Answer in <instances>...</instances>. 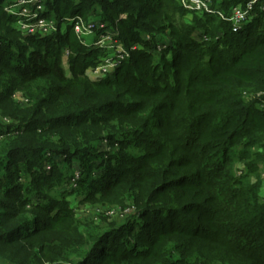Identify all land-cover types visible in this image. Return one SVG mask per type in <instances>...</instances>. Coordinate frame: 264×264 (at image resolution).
Wrapping results in <instances>:
<instances>
[{
    "label": "trees",
    "instance_id": "1",
    "mask_svg": "<svg viewBox=\"0 0 264 264\" xmlns=\"http://www.w3.org/2000/svg\"><path fill=\"white\" fill-rule=\"evenodd\" d=\"M48 8L58 9L57 21L68 11L102 15L116 41L139 48L93 81L87 70L103 51L84 45L72 25L64 34L24 36L12 16L0 17L8 34L0 31L1 261L264 264L260 180L237 177L232 155L252 157L250 173L264 162V11L237 32L221 21L211 32L217 17L187 25L178 0H49ZM167 27L175 41L158 58L157 34ZM197 27L213 39L197 41ZM75 159L83 202H109L122 216L90 234L74 226L64 195L51 197L76 179ZM42 160L53 171L36 170L37 181L25 184L22 172ZM98 164L104 171L89 181Z\"/></svg>",
    "mask_w": 264,
    "mask_h": 264
},
{
    "label": "rangeland",
    "instance_id": "2",
    "mask_svg": "<svg viewBox=\"0 0 264 264\" xmlns=\"http://www.w3.org/2000/svg\"><path fill=\"white\" fill-rule=\"evenodd\" d=\"M190 0H178V3L183 7V9L186 11L184 15L183 22L187 25L193 26V25H200L203 24V22H208V16L217 17L218 21L213 22L211 21L209 25L210 31H215L218 24L221 22L229 23L234 30L233 23L227 21V14L231 11L234 7H242L244 8L246 5L245 3H238L236 5H228L227 0H210L208 2V8L209 10L213 11V13H208L203 9L201 11L198 10H190L188 8V5ZM48 3L49 0H6L4 1V4L2 8H0V17H3L4 20L7 19V16H12L14 18V27L13 29L16 31L21 32L24 36H40V34H48V35H54L56 33L64 34L67 31H69V26L72 25L74 27V32L78 36L79 40L82 41V43L86 46L93 47L95 49H101V57L98 60L97 64L95 66H90L89 70H87V76L93 80V81H100L106 76H110L111 74L115 73V70H117L119 65H117V61L120 59L122 53H127L128 50H134L136 48H139L136 46H130V48H127L124 43L118 42L115 39L113 40L114 46L112 45H105L102 46L104 41L109 40L112 36H115L114 31L112 29H106L104 35H99L97 32V29H91L90 26L97 24L98 22H101L102 15L99 14H88L84 16H73V18H69L68 15H71V12H63L61 15L64 17L62 20L57 21L58 16V9L51 8L48 11ZM62 8L65 7V4H61ZM42 8L41 10H39ZM48 8V9H47ZM264 11V4L263 7L261 5H257L254 7L253 11L256 16L257 10ZM222 14L223 17L220 15ZM253 14V15H254ZM6 15V16H5ZM44 19L46 27L42 28L40 31L37 29L36 26L38 25V21L40 19ZM255 18V17H254ZM98 19V20H96ZM180 22V16L177 17ZM254 20V19H253ZM219 22V23H218ZM36 27V29H32L31 27ZM178 26V23H177ZM79 27V29H78ZM5 26H0V31L3 35H6L7 30H5ZM106 28V27H105ZM103 28V29H105ZM81 29V30H80ZM37 30V31H36ZM35 31V32H34ZM85 33H87L85 35ZM173 29L171 27H167L164 31H161L157 34V51L158 53L156 56L158 58H161L164 49L170 47L174 43L173 38ZM114 34V35H113ZM221 34L220 32L218 35ZM8 35V34H7ZM193 38H195L199 42H210L213 38L208 35L205 29L202 27H197L194 30ZM119 48L121 50H119ZM122 51V53H120ZM70 54L69 51L64 50V60L66 63L68 62V55ZM126 57V56H125ZM169 59V58H168ZM162 59H160L159 65L163 63L161 62ZM69 69V68H68ZM13 99L17 102H19L20 106L22 108H27V101L24 97V94L20 91H15L12 95ZM1 120L3 122H10L9 117H6L3 115L1 116ZM108 145V144H107ZM110 145V144H109ZM108 145V147H109ZM111 146V145H110ZM120 147L115 143L113 146H111L110 150L112 153L117 151ZM115 149V150H113ZM138 148L135 153H139ZM132 151V150H131ZM130 151V152H131ZM255 152H262L260 149H255ZM232 155H234V167H235V173L237 177H241L243 174H248L249 179L252 181L253 184L258 183V180H260L261 185V195L264 196V162L259 163V168L256 172L250 173L248 169V164L253 161L252 157L245 156L246 159H241L240 152L237 150L233 151ZM75 168L72 169V173L76 175V179L74 181H71L69 185L66 186L65 191L63 194H57L55 191L51 193V197H61L64 195L65 199L69 202L70 207L75 211L76 213V222L74 223V226H77L79 232L84 233L88 230V234H90L93 231V228L95 226L102 225L103 220H107L108 224L114 223V221H118L122 218L119 214L117 215V208L114 204H111L109 202L100 201L99 203H92V202H83V196L81 193H78L77 189L81 186H76L75 181L78 178H81V170L78 165L79 160L75 159ZM46 160H42L40 164H35L34 172H32V169L30 172H22L23 181L25 184H30L35 180L38 173H35L37 170L39 173H42L44 171L46 172H52V167L49 164H46ZM59 163L60 169L64 171L65 174L68 173L70 167L68 165L64 164V161L60 160ZM112 163V162H111ZM44 165V166H43ZM111 165L110 163L108 164ZM20 167V166H19ZM45 168V169H44ZM105 165L101 166V164H98V168L94 170V174L89 177V181H93L95 177H99L101 173L104 171ZM38 179V178H37ZM68 184V183H67ZM49 186H45L44 190L47 191ZM52 187V186H50ZM54 189H58V187ZM75 190L77 193L75 194H68L70 191ZM69 191V192H68ZM66 192V194H65ZM29 197H31L34 201L37 199L33 193L28 194ZM123 198V197H122ZM90 232V233H89ZM64 237V236H63ZM59 242L63 243L65 242L64 239H60ZM62 250L63 248H59ZM3 262V261H2ZM4 264V262H3ZM42 264H55L48 262L45 257L42 259ZM60 264V263H56ZM63 264H73L71 262H66Z\"/></svg>",
    "mask_w": 264,
    "mask_h": 264
},
{
    "label": "built area",
    "instance_id": "3",
    "mask_svg": "<svg viewBox=\"0 0 264 264\" xmlns=\"http://www.w3.org/2000/svg\"><path fill=\"white\" fill-rule=\"evenodd\" d=\"M208 2H210V0H190L189 1L190 4L188 5V8L190 10H198L201 12H203L202 10L205 9L206 12L213 13V11L209 10V8H208V4H207ZM263 4H264V0H247L244 8L238 6V7H234L231 9L229 14H227V21L233 23L234 30L237 32L242 27L248 25L249 23H251L253 21V19L255 17V14L253 11L254 7H256L257 5H261L263 7ZM41 9L42 8H40L39 10H41ZM220 15L223 17L222 14H220ZM46 26L47 25H45V21L42 18L38 21V25L36 27L40 28V29H37L40 31L42 28H44ZM36 27L32 26L31 28L36 29ZM89 28L104 31L107 29V26L101 22H98L97 24H94V25L90 26ZM103 28H105V29H103ZM78 29H79V27H78ZM86 34L87 33H85V35ZM113 40H114V36L109 38V40L104 41L102 46H105V45L114 46V44H111ZM119 50H121V49L119 48ZM120 53H122V51ZM126 55H127V53H122L121 57H119L120 59L117 61L118 62L117 65H119L120 60L124 59ZM0 264H3V262L1 260H0Z\"/></svg>",
    "mask_w": 264,
    "mask_h": 264
},
{
    "label": "water",
    "instance_id": "4",
    "mask_svg": "<svg viewBox=\"0 0 264 264\" xmlns=\"http://www.w3.org/2000/svg\"><path fill=\"white\" fill-rule=\"evenodd\" d=\"M1 260V259H0Z\"/></svg>",
    "mask_w": 264,
    "mask_h": 264
}]
</instances>
